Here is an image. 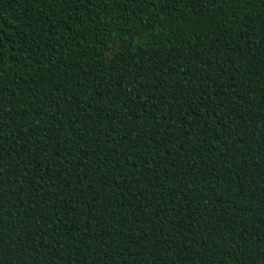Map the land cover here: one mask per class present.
<instances>
[{
	"label": "trees",
	"instance_id": "obj_1",
	"mask_svg": "<svg viewBox=\"0 0 264 264\" xmlns=\"http://www.w3.org/2000/svg\"><path fill=\"white\" fill-rule=\"evenodd\" d=\"M0 264H264V0H0Z\"/></svg>",
	"mask_w": 264,
	"mask_h": 264
}]
</instances>
